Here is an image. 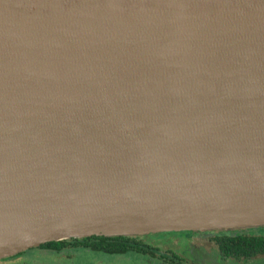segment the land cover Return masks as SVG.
Listing matches in <instances>:
<instances>
[{"label":"water","instance_id":"1","mask_svg":"<svg viewBox=\"0 0 264 264\" xmlns=\"http://www.w3.org/2000/svg\"><path fill=\"white\" fill-rule=\"evenodd\" d=\"M258 227L264 0H0V259Z\"/></svg>","mask_w":264,"mask_h":264},{"label":"flooded vegetation","instance_id":"2","mask_svg":"<svg viewBox=\"0 0 264 264\" xmlns=\"http://www.w3.org/2000/svg\"><path fill=\"white\" fill-rule=\"evenodd\" d=\"M135 237L137 241L132 243L138 251L110 253L98 250L90 240L98 237H88L59 241L67 242L61 249L42 248L41 246L49 244L46 243L0 259V262L11 259L9 264H75L76 260L84 255L98 256L96 255L98 253L118 258L125 256L127 258L129 254H135L145 257V264H264V250L260 248V245L264 247V227L229 231L167 232ZM190 242L197 248H191L188 252L187 250L180 251L183 244ZM172 245H178L181 249H173ZM256 247L260 249L254 252L253 248ZM35 249L37 251H34ZM63 253L74 254L66 259L61 257ZM86 260L80 264H91V261Z\"/></svg>","mask_w":264,"mask_h":264},{"label":"trees","instance_id":"3","mask_svg":"<svg viewBox=\"0 0 264 264\" xmlns=\"http://www.w3.org/2000/svg\"><path fill=\"white\" fill-rule=\"evenodd\" d=\"M91 242L95 245L96 249L104 250L106 252L112 253H122L130 250H137V247L133 245L132 242L137 241L135 236H117V237H98L91 238ZM256 243V241H255ZM67 244V242H52L41 246L42 248H54L61 249ZM91 246V245H90ZM92 247H94L92 245ZM261 250H264V247L260 245ZM260 248H253V251L256 252ZM94 249V248H93Z\"/></svg>","mask_w":264,"mask_h":264},{"label":"rangeland","instance_id":"4","mask_svg":"<svg viewBox=\"0 0 264 264\" xmlns=\"http://www.w3.org/2000/svg\"><path fill=\"white\" fill-rule=\"evenodd\" d=\"M192 244H193L192 242H190L189 244H186V245L183 244L182 249L178 245H172V248L177 249V250L181 249L180 251L187 250V252H188V250H191V248L192 249L197 248L195 245H192ZM34 251H37V249H35ZM73 254L74 253H70V254H68V253L64 254L63 253L61 255V257L67 259V258H69V255L73 256ZM96 255H98V256H94V255L89 256V254L84 255V256L78 258V260H76L75 264L83 263V261L85 259H87L88 261H91V264H95V263H98V264H145L144 262L146 260L145 257L135 255V254H129L130 256H127V258H125L126 256L124 258H118V257H113V256H109V255H105V254H98V253H96ZM97 259H99V260H97ZM10 261H12V260L9 259V260L3 261V262H0V264H9L8 262H10Z\"/></svg>","mask_w":264,"mask_h":264}]
</instances>
